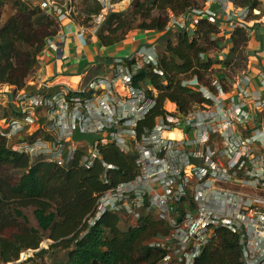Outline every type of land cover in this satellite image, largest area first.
<instances>
[{
  "label": "built area",
  "instance_id": "1",
  "mask_svg": "<svg viewBox=\"0 0 264 264\" xmlns=\"http://www.w3.org/2000/svg\"><path fill=\"white\" fill-rule=\"evenodd\" d=\"M260 1L251 9L238 0H207L202 8L178 10L168 28L195 36L202 19L216 17L219 10L211 6L219 3L227 21L245 28L263 52ZM39 4L59 29L26 85L0 92L2 104L19 113L0 120L10 147L44 162L90 167L104 147L115 145L134 155L135 175L99 196L90 225L106 210L121 214L132 227L142 217L162 221L167 229L147 241L163 253L157 264H195L218 232L227 229L239 236L242 264H264V67L255 72L247 63L236 74L211 75L216 63V72L227 69L215 59L228 55L217 49L202 52L201 60L213 65L202 81L198 75L182 80L198 97L181 110L170 99L160 101L171 80L160 66L156 42L131 35L134 45L123 52L110 51L115 45L92 49L106 19L98 11L90 14L92 25L81 26L74 16L78 0ZM77 46L79 52L72 49ZM50 49L56 53L52 60ZM76 55L81 60L66 68L65 59ZM257 61L263 64L264 57ZM143 68L158 75L159 87L137 78ZM78 130L106 136L92 147L73 140ZM101 160L102 181L109 184L110 169L118 167Z\"/></svg>",
  "mask_w": 264,
  "mask_h": 264
},
{
  "label": "trees",
  "instance_id": "2",
  "mask_svg": "<svg viewBox=\"0 0 264 264\" xmlns=\"http://www.w3.org/2000/svg\"><path fill=\"white\" fill-rule=\"evenodd\" d=\"M238 2L251 9L261 4L260 0ZM5 4L6 0H0V85L16 92L39 66L38 56L46 49L48 39L58 32L59 25L32 0H13L6 14ZM193 7L201 8L195 0H133L128 9L111 12L97 34L100 45L109 47L125 40L133 30L162 32L158 44L160 66L171 81L161 92L160 101L170 99L181 110H186L198 97L196 90L183 85L182 80L198 75L202 81L213 65V61L201 60L202 52L224 50L232 38L228 58L215 61L227 67L230 74L246 68L248 62L246 47L250 37L245 28L236 27L231 35H222L217 25L207 19H202L195 36L188 30L168 28L167 11ZM98 9L96 0H78L74 11L76 22L81 26L92 25L90 14ZM137 78L151 79L160 86L159 77L152 70L141 69ZM18 114L0 103V120ZM1 127L0 264H21L16 262L20 254L36 249L40 250L35 255L43 259L37 261L32 256L27 259L35 264H48L44 257L48 253L51 256L53 250L64 253L69 250L62 259L55 257L52 260L55 264H157L160 261L162 251L152 249L147 241L158 230L167 229L162 221L142 217L132 227L121 214L106 210L94 224H89L99 196L120 180L134 177L132 153L125 154L117 146L108 145L90 167L48 163L12 149ZM101 159L118 167L110 169L109 184L102 181ZM29 209H33L34 219L28 215ZM44 241L48 247H41ZM241 255L239 236L221 229L195 264H242Z\"/></svg>",
  "mask_w": 264,
  "mask_h": 264
},
{
  "label": "rangeland",
  "instance_id": "3",
  "mask_svg": "<svg viewBox=\"0 0 264 264\" xmlns=\"http://www.w3.org/2000/svg\"><path fill=\"white\" fill-rule=\"evenodd\" d=\"M133 0H121V2L119 1L118 4L114 5L112 3V0H98L97 6H98V12L100 14L101 17H105L107 18L108 15L113 12V11H118V10H122V9H128L131 4H132ZM197 1V4L202 8V6H204V4L206 3L207 0H195ZM11 2H13V0H6V4H5V14L10 11V6H11ZM131 2V3H130ZM264 2V0H263ZM198 7V6H196ZM264 7V6H263ZM195 10L198 8L193 7ZM192 8V9H193ZM217 10H219L218 14L216 15V17L212 18L210 17L209 19H207L209 22L216 24L217 28L222 32L223 34L226 35H231L234 30H235V24L233 21H227V11H223L222 7H218ZM178 10L175 11H167L166 15L169 16L170 19L175 18V16H177L178 14H181L180 12H177ZM195 12V11H194ZM220 12H223L220 14ZM196 13V12H195ZM154 14H157V11L154 12ZM192 20V18L190 19ZM169 23V22H168ZM215 25V26H216ZM131 35H136L138 37V39H143L145 41L148 42H156V44H159L161 42V36H162V32L157 31V30H145V29H139V30H133L130 31L126 37L125 40L115 44V47L113 49H111L110 51H120L123 52L126 50V48H131L134 44V42L131 40ZM212 39L215 38L214 35H212ZM71 39H69L68 41H70ZM175 40V39H174ZM232 38L228 39V43L226 48L224 49V52H226V54H228L229 49L232 46ZM100 45L99 41H98V37H94L92 39V49H96L98 46ZM260 46V43H258V41L255 40V38L253 37L251 39V41L248 42V45L246 47V52L248 54V66L251 67V69L255 72L260 71V69H262L264 67V63H258L257 59H259L260 57H264V51L262 52L261 48H258ZM214 51V50H213ZM212 51V52H213ZM79 52V51H78ZM49 56H48V60H52L54 58V56L56 55L55 52H53L52 49H50L49 52ZM86 55V54H85ZM207 56V54L205 55V57ZM222 57L225 58V53L221 54ZM228 58V57H227ZM235 61V60H234ZM54 69V65L52 66ZM218 64H214V70H212V74H219L220 76H225L226 74H230L229 73V69L227 68L226 70H219V72H216V69L218 68ZM232 70V67H229ZM234 74H236L237 72H232ZM231 73V74H232ZM186 80V79H185ZM257 83V82H256ZM8 87L5 86H0V92H3V90L5 91ZM4 100V97H0V103H2V101ZM27 132L26 135L29 134V130L25 131ZM25 135V136H26ZM28 215L30 216L31 219H34V214H33V209H29L27 211ZM48 247V244L46 241L42 242L41 247ZM40 249H36V250H29L26 253L22 252L20 259L18 261H21V264H35L31 261H28L27 259L32 256L34 257L35 260L37 261H41L43 259V257H41L40 255H35L36 252H38ZM69 250H67L64 253V250L61 251H52L51 252V256L45 255L44 260L49 264H55L52 263V260L55 257H58V259H62L64 257V254H66ZM25 253V254H24ZM58 254V255H57ZM54 262H57L54 260Z\"/></svg>",
  "mask_w": 264,
  "mask_h": 264
},
{
  "label": "water",
  "instance_id": "4",
  "mask_svg": "<svg viewBox=\"0 0 264 264\" xmlns=\"http://www.w3.org/2000/svg\"><path fill=\"white\" fill-rule=\"evenodd\" d=\"M220 7L219 3H213L211 6V10L215 11L217 8ZM106 136V132L96 133V134H85L82 133L80 130L76 132L73 136V140L75 142H81V141H88L89 144L93 147L95 144L96 139H101Z\"/></svg>",
  "mask_w": 264,
  "mask_h": 264
},
{
  "label": "crops",
  "instance_id": "5",
  "mask_svg": "<svg viewBox=\"0 0 264 264\" xmlns=\"http://www.w3.org/2000/svg\"><path fill=\"white\" fill-rule=\"evenodd\" d=\"M32 1L35 4H39L41 0H32ZM72 49H74V51H77V52L79 51V47L78 46L77 47H73ZM72 59L73 60H71V57L66 58L65 60H66L67 64L65 66H67V65L69 66L71 64V62H78V61H80L81 60V57L76 55V56H73ZM53 65H54V68H55V63H53ZM53 65H51V66H53Z\"/></svg>",
  "mask_w": 264,
  "mask_h": 264
},
{
  "label": "bare ground",
  "instance_id": "6",
  "mask_svg": "<svg viewBox=\"0 0 264 264\" xmlns=\"http://www.w3.org/2000/svg\"><path fill=\"white\" fill-rule=\"evenodd\" d=\"M96 1H97V3H98V0H96ZM119 1L121 2V0H112V3H113L114 5H116V4H118ZM66 67L68 68V65H67ZM24 134L26 135L27 132H25ZM23 252H25V251H23ZM21 254H22V253H21ZM21 254H20V256H21ZM24 254H25V253H24ZM19 259H20V258H19ZM19 259H18V260H19ZM18 260H17L16 262H17V263H20L21 261H18ZM21 263H22V262H21ZM8 264H12V262H10V263H8Z\"/></svg>",
  "mask_w": 264,
  "mask_h": 264
},
{
  "label": "clouds",
  "instance_id": "7",
  "mask_svg": "<svg viewBox=\"0 0 264 264\" xmlns=\"http://www.w3.org/2000/svg\"><path fill=\"white\" fill-rule=\"evenodd\" d=\"M26 253V252H25Z\"/></svg>",
  "mask_w": 264,
  "mask_h": 264
}]
</instances>
